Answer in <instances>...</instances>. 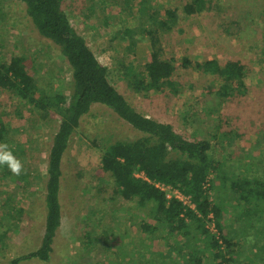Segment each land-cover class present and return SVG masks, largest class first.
Segmentation results:
<instances>
[{"label": "rangeland", "instance_id": "obj_1", "mask_svg": "<svg viewBox=\"0 0 264 264\" xmlns=\"http://www.w3.org/2000/svg\"><path fill=\"white\" fill-rule=\"evenodd\" d=\"M189 1L63 0V4L76 30L107 67L109 82L129 103L148 117L172 124L190 140L209 139L213 158L226 171L234 169V174L264 181V0H207L201 12L183 14L182 5ZM167 8H179V17L159 28L162 57L176 65L170 78L176 92L135 90L131 71H139L147 82L145 64L151 48L146 30L153 27L149 12ZM14 55L24 58L39 87L61 91L69 99L72 74L59 46L39 34L21 0H0V60L8 62ZM184 57L199 62L217 59L221 64L240 61L247 67L245 91L218 99L212 91L220 80L182 66ZM0 112L11 114L5 119L10 128L7 139L15 149L20 147L18 159L25 169L15 176L0 166V264H142L149 258L157 263L170 252V245L180 243L182 237L168 234L164 224L147 217L137 201L120 198L113 178L102 170L101 152L92 145L93 139L111 144L143 133L98 103L83 116L63 155L62 221L50 259L12 263L41 243L46 166L60 116L51 112L43 118L13 91L3 89ZM216 180L210 198L223 204L222 224L240 251L253 254L249 264H264V240L249 232V241L242 236L253 219L246 215L251 206L240 204L230 188ZM143 219L158 228L155 236L141 230ZM261 219L264 224V214ZM211 230L214 233L215 226ZM197 245L205 247L198 240ZM206 253L205 264L211 260V252ZM185 256L186 250L178 256L174 249L165 262L182 264Z\"/></svg>", "mask_w": 264, "mask_h": 264}, {"label": "trees", "instance_id": "obj_2", "mask_svg": "<svg viewBox=\"0 0 264 264\" xmlns=\"http://www.w3.org/2000/svg\"><path fill=\"white\" fill-rule=\"evenodd\" d=\"M21 1L39 34L58 45L67 60L72 74V92L67 99L61 91L48 92L39 87L22 56H11L8 62L0 60V90L13 91L43 118H47L51 112L60 116V124L53 136L46 166V215L41 243L36 250L14 258L12 263L33 258L42 261L50 259L62 221L60 188L63 155L83 116L98 103L106 105L143 133L134 140L102 144L100 139H93L91 143L101 152V168L113 178L119 197L126 201H137L147 217L164 224L168 234L182 237L179 244L169 246L170 252L167 253L171 256V251L177 249L178 256H183L186 250L187 257L185 256L182 264H205V255L208 254L206 250L211 252V260L207 264L252 262L253 254L251 256L240 251L231 237V232L222 224L223 204L210 198V189L215 188V181L219 179L220 186H228L240 204L250 205L251 207L246 208V215L253 219L247 224L248 231L243 228L245 232L242 236L244 241H249L248 237L252 234L255 238L264 240V224L261 219L264 214V181L255 176H239L234 174V169L226 171L223 164L213 158L209 139L190 140L177 132L172 124L148 117L129 103L109 82L107 67L98 60L86 38L72 24L64 9L63 0ZM206 2L207 0H190L182 5V13L201 12ZM178 11L179 8L150 10L149 18L153 27L146 30L151 48L150 59L145 64L147 82L139 71H131L135 90L147 92L169 88L176 92L177 86L170 79L176 65L172 59L162 57L164 49L159 28L168 27L171 19H177ZM163 15L165 16L162 17ZM182 66H193L215 75L220 80V86L212 92L218 99L230 98L245 91L244 75L247 67L240 61L229 60L221 64L217 59L199 62L184 57ZM6 118H11V114L0 112V143H7L19 158L20 147L16 146L15 149L7 139L10 128ZM1 167L4 172H9L6 166ZM141 171L152 182L135 175ZM212 173L214 174L211 177ZM153 181L179 187L191 196L195 209L183 205L178 199L168 200L166 193L156 188ZM17 210L22 211L19 208ZM211 224L216 228L214 233L209 227ZM140 228L149 236L158 230L146 219L141 221ZM246 232L250 234L246 235ZM197 240L204 242L206 248L198 246ZM168 254L162 256L163 261L155 263L149 258L142 264H170L165 262L169 258ZM173 263L178 264L177 261Z\"/></svg>", "mask_w": 264, "mask_h": 264}, {"label": "built area", "instance_id": "obj_3", "mask_svg": "<svg viewBox=\"0 0 264 264\" xmlns=\"http://www.w3.org/2000/svg\"><path fill=\"white\" fill-rule=\"evenodd\" d=\"M135 175L137 177H141L147 181L152 182L142 171L136 172ZM153 184L155 185L156 188H158L159 190L164 191L166 193V197L168 200L175 198V199L180 200L183 203V205H185L191 209H195V204L193 203L191 196L185 194L183 191L180 190L179 187L174 186V185H170V184H166V183L160 182V181H153ZM209 227H210V229L214 228V224L209 225Z\"/></svg>", "mask_w": 264, "mask_h": 264}, {"label": "clouds", "instance_id": "obj_4", "mask_svg": "<svg viewBox=\"0 0 264 264\" xmlns=\"http://www.w3.org/2000/svg\"><path fill=\"white\" fill-rule=\"evenodd\" d=\"M0 166H7L15 176H20L25 172L23 163L16 157L7 143H0Z\"/></svg>", "mask_w": 264, "mask_h": 264}]
</instances>
